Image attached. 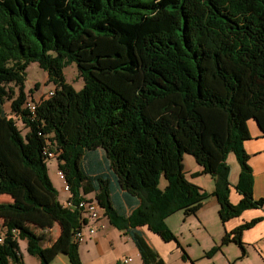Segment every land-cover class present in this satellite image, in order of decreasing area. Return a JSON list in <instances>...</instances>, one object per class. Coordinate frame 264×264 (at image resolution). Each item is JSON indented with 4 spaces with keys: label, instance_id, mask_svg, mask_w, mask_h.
<instances>
[{
    "label": "trees",
    "instance_id": "obj_1",
    "mask_svg": "<svg viewBox=\"0 0 264 264\" xmlns=\"http://www.w3.org/2000/svg\"><path fill=\"white\" fill-rule=\"evenodd\" d=\"M32 62L56 86L37 100L25 90ZM73 62L79 90L65 79ZM251 118L264 133V0H0V264H24L22 239L41 264L59 253L83 264L74 239L78 204L93 192L143 263L165 264L142 227L178 241L167 218L197 214L211 195L222 222L264 205L253 197L245 148ZM231 153L241 167L237 204ZM186 154L202 167L194 176H212L214 191L187 178ZM88 156L105 171L89 173ZM51 158L64 173L70 207L50 178ZM258 220L227 232L206 255L241 244ZM56 226L60 234L44 245L42 233Z\"/></svg>",
    "mask_w": 264,
    "mask_h": 264
},
{
    "label": "crops",
    "instance_id": "obj_2",
    "mask_svg": "<svg viewBox=\"0 0 264 264\" xmlns=\"http://www.w3.org/2000/svg\"><path fill=\"white\" fill-rule=\"evenodd\" d=\"M248 126L251 138L245 141V148L250 155L249 164L253 169V197L254 199H262L264 198V133L253 118L249 119ZM96 153L102 157L104 156L100 149ZM229 156L231 155L229 154ZM186 158L188 159V156L186 157L185 155L184 161L187 160ZM88 159L87 169L89 173L95 175L105 171L100 159H95V156H88ZM201 170L202 167L200 165L187 170L185 164L186 174H188V171L191 173L190 180L200 185L207 192L214 191L215 188L210 189V187L203 186L198 182L203 174L199 176L192 174ZM233 170L234 168H231L230 171V200L232 203L237 204L243 197L236 189L241 167H238L237 172H233ZM57 188L60 195V188ZM92 195H95L94 192L90 196ZM69 196L70 193L67 194V197ZM219 210L220 204L217 197L211 195L204 201L197 214L185 215V212L180 210L182 211L183 221L177 228L172 226H176V224L171 217L180 211L169 216L167 218L169 227L173 231L180 232L175 231L178 241H165L159 234L149 231L150 229L146 226L142 227L141 230L165 264H264V205L245 209L240 215L232 217L225 222L221 221ZM256 218L259 220L243 231L241 244L231 241L223 245L221 250L212 256L206 255V252L213 246L222 242L227 232ZM95 227L96 232L91 234L88 239L81 241L79 245L83 264H126L124 261L126 257H132L130 264H144L132 238L124 231L113 226L104 213L95 224ZM5 231L6 229L2 222L0 225V237L4 236L2 234H5ZM186 233L187 235L185 236ZM59 234L60 230L52 233L55 239ZM191 236L195 238L196 245H193L194 239H190ZM19 243L21 244V240H19ZM178 243L187 251L190 259L183 258V250ZM24 244L26 245V243ZM45 245H49V242ZM20 247L24 264H41L37 257L29 254L25 247H22V244ZM51 264L71 263L66 254L59 253Z\"/></svg>",
    "mask_w": 264,
    "mask_h": 264
},
{
    "label": "rangeland",
    "instance_id": "obj_3",
    "mask_svg": "<svg viewBox=\"0 0 264 264\" xmlns=\"http://www.w3.org/2000/svg\"><path fill=\"white\" fill-rule=\"evenodd\" d=\"M64 74H65L66 81L73 84L77 90H79L83 87L84 82H83V79L79 76V71H78V68H77V65L75 62H73V63L69 64L67 67H65ZM37 84H38V86L36 88ZM55 87H56L55 84L52 81H49L47 71L44 70L43 68H41L40 65L38 64V62H32L29 65V67L26 70L25 90L28 93H30V91L32 90V97L34 100H37L38 98H40L42 96H48L49 91L55 89ZM4 109L8 114L11 113L10 101H7L4 104ZM17 124L22 129L24 134L28 131V128L24 125V123L21 120H17ZM100 151H102V150H100ZM230 155L231 156L228 157V162H229L231 168H234L233 172H237L238 167H240V165H239L236 157L234 156V154H230ZM187 156H188V159L186 158L187 160L184 161L186 164L187 170L193 168L194 166L199 165L196 162L193 155L186 154V157ZM48 167H49V175H50V178H51L53 184L56 186V188L57 187L60 188V192H61V194L59 195L60 201L65 203L66 200L68 199V197H67L68 192L64 189V185H65L64 180L58 174L59 168H58L57 158L48 159ZM190 174L191 173H189V171H188V174L186 175L187 178L191 177ZM198 182L200 184H202L203 186L210 187V189L216 187L215 181L210 174H203L200 177V179L198 180ZM164 183L166 184V180L163 177L162 178V184H164ZM4 196H6V195H4ZM6 197L8 198V196H6ZM1 200H3V198H0V201ZM181 214H182V211L174 214L171 217V219H173V221L176 224V226H175V225H172V223H170L173 227L177 228L182 223L183 217ZM2 222L4 224V218L0 216V225ZM33 228L36 229L38 232L43 231L42 229L37 228L35 225H33ZM56 228L57 229L55 230V232H58V230H59L58 226H56ZM149 231H151V230H149ZM175 231H174V233H175ZM176 232H178V231H176ZM52 233H53V231L50 232L47 229L45 230L44 233H42V234H45V237H46L44 242H43L44 245L48 243V239H50V237H54L52 235ZM178 233H180V232H178ZM84 234L86 235V239H88L90 237L91 234H89L88 227H86V229H84ZM2 235H4V234H2ZM186 235H187V233L185 234V236ZM186 239H187V237H186ZM190 239H194L193 245H196L195 244L196 243L195 238H193L191 236ZM24 243H26V245ZM21 244H22V247H25V249L27 250V242L23 241V239H22Z\"/></svg>",
    "mask_w": 264,
    "mask_h": 264
},
{
    "label": "built area",
    "instance_id": "obj_4",
    "mask_svg": "<svg viewBox=\"0 0 264 264\" xmlns=\"http://www.w3.org/2000/svg\"><path fill=\"white\" fill-rule=\"evenodd\" d=\"M32 104L33 103H28L27 105L33 109ZM47 152L49 156L55 157L52 152ZM58 174L62 179H64V173L62 171H58ZM64 188L65 190L69 191L68 184H65ZM65 204L69 207L71 206L69 198L66 200ZM78 207L80 208L81 212V224L74 233V239L78 242H81L86 239V235L84 234V229H86V227H88L89 229V234H93L96 232L95 224L103 215V210L99 205L98 201L93 197H88L86 199L81 200L78 204ZM124 261L126 264H130L132 261V257H126Z\"/></svg>",
    "mask_w": 264,
    "mask_h": 264
},
{
    "label": "clouds",
    "instance_id": "obj_5",
    "mask_svg": "<svg viewBox=\"0 0 264 264\" xmlns=\"http://www.w3.org/2000/svg\"><path fill=\"white\" fill-rule=\"evenodd\" d=\"M59 171H60V170H59ZM63 180H64V183L67 184L66 181H65V179H63ZM64 186H65V185H64ZM64 189H65V188H64ZM66 191H67V190H66ZM67 192L70 193V190L67 191ZM93 197H94V196H93Z\"/></svg>",
    "mask_w": 264,
    "mask_h": 264
}]
</instances>
